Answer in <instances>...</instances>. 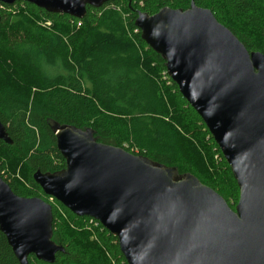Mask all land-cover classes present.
Returning a JSON list of instances; mask_svg holds the SVG:
<instances>
[{"label": "water", "instance_id": "obj_1", "mask_svg": "<svg viewBox=\"0 0 264 264\" xmlns=\"http://www.w3.org/2000/svg\"><path fill=\"white\" fill-rule=\"evenodd\" d=\"M21 1L82 19L88 6L114 0ZM135 26L230 165L240 188L235 208L192 173L100 142L92 128L56 122L66 167L37 170L34 181L115 236L128 264H264V54L194 2L140 12ZM0 139L13 144L1 121ZM0 231L20 264L30 255L52 263L64 251L53 239L52 205L15 194L1 175Z\"/></svg>", "mask_w": 264, "mask_h": 264}, {"label": "trees", "instance_id": "obj_2", "mask_svg": "<svg viewBox=\"0 0 264 264\" xmlns=\"http://www.w3.org/2000/svg\"><path fill=\"white\" fill-rule=\"evenodd\" d=\"M192 2L264 54V0H114L88 6L82 19L0 3V121L13 140L0 139V175L15 194L52 205L53 239L64 248L52 263L30 255L29 264H128L115 236L34 181L37 170L66 167L52 122L92 128L100 142L192 173L235 208L240 188L230 165L135 26L140 12ZM0 264H20L1 231Z\"/></svg>", "mask_w": 264, "mask_h": 264}, {"label": "rangeland", "instance_id": "obj_3", "mask_svg": "<svg viewBox=\"0 0 264 264\" xmlns=\"http://www.w3.org/2000/svg\"><path fill=\"white\" fill-rule=\"evenodd\" d=\"M61 69H52V68H50V71L49 72H51V73H53V74H55V73H57V72H59ZM22 84V86L23 87H26V84L24 83V82H22L21 83ZM35 89V88H34ZM199 153V152H198Z\"/></svg>", "mask_w": 264, "mask_h": 264}]
</instances>
